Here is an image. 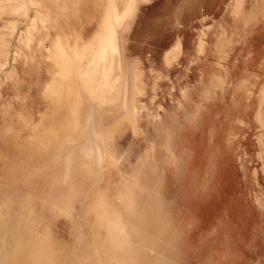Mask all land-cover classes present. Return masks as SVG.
Listing matches in <instances>:
<instances>
[{"label":"bare ground","instance_id":"1","mask_svg":"<svg viewBox=\"0 0 264 264\" xmlns=\"http://www.w3.org/2000/svg\"><path fill=\"white\" fill-rule=\"evenodd\" d=\"M78 1L0 0V15L26 17L31 6L45 7L28 22L23 39L26 46H31L39 24L60 32L47 46V56L55 67L43 92L47 110L36 122L21 117L17 124L0 131L4 145L0 148V264H9L13 257L17 264H173L151 259L146 251L176 246L182 238L173 205L162 194V168L178 166L177 153L182 152L181 139L173 134L182 121L174 117L172 109L156 141L128 172L121 168L112 145L114 135L122 129L140 130L142 96L149 81L154 90L162 77L152 68L147 74L138 59L126 58L120 35L139 0H99L102 9L96 31L87 40L73 32L70 41L65 31L69 19H77ZM249 15L245 25L253 20ZM9 26L12 33L16 25ZM4 36L0 35V72L9 63L10 42ZM203 48L201 43L200 50ZM174 56L168 51L165 62L171 63ZM13 71L6 75L14 77ZM220 86L219 77L204 83L205 99ZM263 88L258 89L254 118L262 127V160ZM183 98H189V91H182ZM181 99L175 106L183 107V121H198L203 105L195 103L187 109ZM233 104L238 105V97ZM24 129L28 130L26 137L21 134ZM214 163L211 156L208 172ZM184 173L182 177L189 175ZM36 203L42 207L35 211ZM260 205L264 207L262 202ZM59 218L68 220L76 232L71 254L54 233Z\"/></svg>","mask_w":264,"mask_h":264},{"label":"rangeland","instance_id":"2","mask_svg":"<svg viewBox=\"0 0 264 264\" xmlns=\"http://www.w3.org/2000/svg\"><path fill=\"white\" fill-rule=\"evenodd\" d=\"M101 9L99 0L78 1V20L70 18L65 31L70 41L73 32L87 40L96 31ZM39 11L45 7L31 6L26 17L0 15V35L10 42L9 63L0 72V131L21 117L36 122L48 108L43 92L55 67L47 46L60 32L39 24L31 46H26V29ZM250 13L253 20L245 25ZM10 24L16 25L12 33ZM120 36L128 60L138 59L147 74L152 68L162 76L154 90L149 81L142 96L140 130L124 128L112 139L121 168L128 172L137 163L168 123L172 109L182 121L173 130L183 147L177 153L178 166L162 168V194L173 205L182 238L176 246L146 251L147 256L173 264H264L262 127L254 119L258 89L264 85V0H139ZM171 50L175 56L167 64L164 57ZM7 71L14 77L9 78ZM215 77L222 87L205 99L203 84ZM183 90L189 91L188 101L181 99ZM180 99L187 109L203 105L198 121H183V107L175 106ZM262 112L263 118L264 108ZM239 116L243 121L236 120ZM21 134L26 137L28 130ZM211 156L215 163L208 172ZM183 172L189 175L182 177ZM1 177L0 172V183ZM33 207L36 211L42 206ZM77 216L78 212L73 214ZM58 221L54 233L71 254L76 232L68 220ZM8 263L17 264L14 257Z\"/></svg>","mask_w":264,"mask_h":264}]
</instances>
